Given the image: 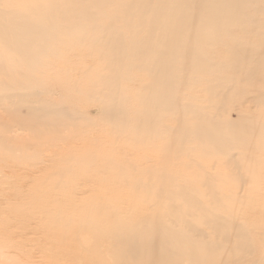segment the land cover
<instances>
[{"label":"rangeland","instance_id":"obj_1","mask_svg":"<svg viewBox=\"0 0 264 264\" xmlns=\"http://www.w3.org/2000/svg\"><path fill=\"white\" fill-rule=\"evenodd\" d=\"M101 1L53 29L30 79L32 101L62 109L60 137L0 100V264H264V0L214 21L218 0H150L142 23L141 0ZM50 3L0 0V21L40 6L43 23ZM151 28L186 52L157 85L130 53Z\"/></svg>","mask_w":264,"mask_h":264},{"label":"bare ground","instance_id":"obj_2","mask_svg":"<svg viewBox=\"0 0 264 264\" xmlns=\"http://www.w3.org/2000/svg\"><path fill=\"white\" fill-rule=\"evenodd\" d=\"M69 1H71V3ZM198 1L201 2V0ZM226 1L228 2V0H218V7L215 8L214 6V10L212 11L213 21L215 20L214 17H221L218 15V12L224 10L226 8L225 5L229 4ZM141 2L143 3L141 5L143 8H130L131 11H138L140 15L139 23L144 21V15L150 11L148 6H150L151 3L150 0H141ZM76 3H81V5L76 6ZM103 3L104 2L101 0H51V3L48 5L46 10L48 15L43 23L41 22L40 14L37 13L41 10L40 6H37L34 10H32V12H34L33 14L13 15V20L0 21V75H2L0 78V100L3 99L13 101L11 103H22V105H20L21 107L15 109V111L11 113V116H17L18 120L16 123L19 121L28 122L33 126L43 127L42 133L40 131V134H37V137L41 134L44 135L47 132H49L48 134H55V136L51 138L56 136L60 137L58 134V127L60 126L61 128L63 123L58 117L59 114L63 113L61 108H55L57 105L55 106V104L50 102L40 104V102L38 103L37 101H32L30 98V91L28 92L31 87L29 83H31L30 79L33 77L32 73L37 71L38 66L42 62H45L44 58L46 56L49 57V55L51 56L55 54L56 50H51L49 47L50 45L48 46L49 50L46 48L47 42L53 43V40L59 36L56 31H53V29L62 25L70 29V17H72L75 12L80 13L85 19L90 21L92 19V15H87L86 11L93 8L98 10L102 7ZM31 5L35 6L36 0H31ZM144 6L146 9H144ZM159 8L160 5H158L156 9L152 10L151 24H153L156 15L159 14ZM196 9L197 11L200 10L197 6ZM214 13H216V15ZM138 17L139 16L137 14V18ZM166 17L168 19V21L166 20V23H172L174 21L175 23H178L180 19H177V14L175 12H172ZM213 21L210 19L209 24H213ZM46 26H49V28L45 29ZM193 28L195 30V27ZM110 40L113 41L110 43V51L108 54L109 61L113 63L115 61L117 62L120 57L125 56L126 50L123 49V46L120 44L118 39L112 38ZM135 44L136 46H130V53H132L133 56H138V53L142 52L139 56L143 57L151 65L149 72L152 71L154 75L153 85H157L158 75L159 80L170 76V68L171 65L174 64L175 58L178 55H184L186 53L183 49V44H181L179 39L174 42L170 33L161 31V29L159 30L158 28H151V30L146 33L144 40ZM53 45L56 47L55 43H53ZM117 54H119L120 57H117ZM187 57L191 59L193 58L191 54H187ZM162 68L163 70L160 72V69ZM151 89H153V87H151ZM151 89L148 91L146 97H143V100L141 101L142 103H145L146 101L147 104V112H143V127L150 121L148 118L150 115V109L161 102L159 101L161 95L157 94L159 90L151 91ZM57 100L58 99H56V101ZM34 103H37V105H34ZM37 139H39L40 142L41 138ZM0 149L10 151V149H7L3 144H0ZM42 157L43 156H41V158ZM31 158L32 156L30 155L28 159ZM21 159L24 160V157H19L20 161H22ZM102 210L104 211V209ZM103 211L101 212L103 213ZM105 213L107 215L108 211ZM82 243H84V241ZM122 258L124 261V257ZM123 264H125V261Z\"/></svg>","mask_w":264,"mask_h":264}]
</instances>
